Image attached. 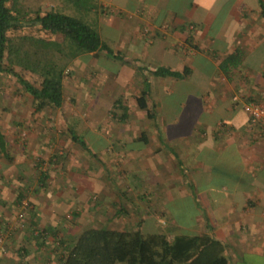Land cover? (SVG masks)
Listing matches in <instances>:
<instances>
[{
  "label": "crops",
  "instance_id": "0c3cea01",
  "mask_svg": "<svg viewBox=\"0 0 264 264\" xmlns=\"http://www.w3.org/2000/svg\"><path fill=\"white\" fill-rule=\"evenodd\" d=\"M94 3L95 28L121 58H68L58 106L33 110L16 79L0 104V264H58L85 226L202 232L228 264L264 255V135L242 108L264 105V0ZM183 198L186 220L168 211Z\"/></svg>",
  "mask_w": 264,
  "mask_h": 264
},
{
  "label": "trees",
  "instance_id": "16d2710c",
  "mask_svg": "<svg viewBox=\"0 0 264 264\" xmlns=\"http://www.w3.org/2000/svg\"><path fill=\"white\" fill-rule=\"evenodd\" d=\"M16 2L0 0V71L15 77L31 96L33 110L60 105L62 70L68 58L79 52L97 50L121 58L100 38L95 27L81 17L50 8L42 13L35 11L30 16V12ZM92 4H95L94 0H91ZM32 24H37L39 30L61 34L68 44L30 33L9 35L10 29L14 31ZM54 54H57L56 58ZM3 57L7 63H3ZM12 64L36 73L39 81L35 83L24 78ZM186 71V66L182 71L158 66L152 72L156 75L181 77ZM136 100L140 107L145 105L143 94L136 96ZM138 138L146 141L144 133ZM74 140L88 150L81 137L75 135ZM3 149L4 139L0 133V150ZM62 247L57 258L58 264H228L223 254V244L202 232L143 235L138 228L127 230L85 226L79 230L71 244H62Z\"/></svg>",
  "mask_w": 264,
  "mask_h": 264
},
{
  "label": "rangeland",
  "instance_id": "374dc122",
  "mask_svg": "<svg viewBox=\"0 0 264 264\" xmlns=\"http://www.w3.org/2000/svg\"><path fill=\"white\" fill-rule=\"evenodd\" d=\"M16 4L20 7L26 8L30 12L29 14L30 16H33L35 14V11L42 12L45 10L46 7H49L50 9L57 10L65 14L79 16L87 23H90V25H92L93 27H96V21L94 20V15L92 14L91 11H88L89 9L88 7L91 6V0H17ZM97 31H99L98 33L100 35V38L104 39L105 35L101 32V30L98 29ZM20 33L21 34L30 33L33 36H40V34L36 32V28L33 26L18 28L14 31L10 29L9 31V35L11 36L12 34L16 35ZM61 42L63 44L65 43L68 44L67 41L63 39L61 40ZM3 61H5L3 63L8 62L5 59V57H3ZM125 61H128L133 64L132 61L134 60H130L129 58H127V60ZM141 64L145 65L143 61ZM12 65L15 70H17L23 77L27 78L28 80L35 83L39 81V76L36 73H32L26 69H23L17 64L15 65L12 64ZM135 65H139V64H135ZM16 83L17 82L15 81V77L13 75H10L9 73H6L4 71L0 73V104L1 105L3 104V101H5V99L8 98V95L12 94V90H13L12 87H14ZM8 112L9 111L7 110V115ZM168 211L172 216L180 217L181 219L186 220L189 218V215L191 213V207L188 205L185 198H183V199L174 200L173 204L169 207ZM116 264H124V263L117 262ZM236 264H264V255L256 254L255 256H250L249 254H242L241 258Z\"/></svg>",
  "mask_w": 264,
  "mask_h": 264
},
{
  "label": "built area",
  "instance_id": "2783aa9c",
  "mask_svg": "<svg viewBox=\"0 0 264 264\" xmlns=\"http://www.w3.org/2000/svg\"><path fill=\"white\" fill-rule=\"evenodd\" d=\"M242 108L244 112L247 114L249 121L252 124H258L260 126V132L258 135L263 134L264 135V128L261 127L262 124H264V105L259 102H255L253 100H248L246 102H243ZM21 210L17 213V216L19 218L22 217L24 209L28 206V202L25 198H20L18 201ZM1 249V244H0Z\"/></svg>",
  "mask_w": 264,
  "mask_h": 264
}]
</instances>
